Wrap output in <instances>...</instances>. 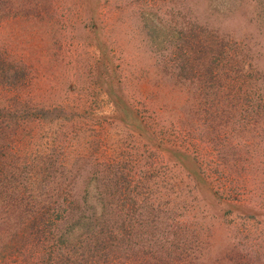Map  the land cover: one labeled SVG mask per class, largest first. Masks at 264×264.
Returning a JSON list of instances; mask_svg holds the SVG:
<instances>
[{"label": "rangeland", "instance_id": "374dc122", "mask_svg": "<svg viewBox=\"0 0 264 264\" xmlns=\"http://www.w3.org/2000/svg\"><path fill=\"white\" fill-rule=\"evenodd\" d=\"M63 256L264 264V0H0V264Z\"/></svg>", "mask_w": 264, "mask_h": 264}, {"label": "trees", "instance_id": "16d2710c", "mask_svg": "<svg viewBox=\"0 0 264 264\" xmlns=\"http://www.w3.org/2000/svg\"><path fill=\"white\" fill-rule=\"evenodd\" d=\"M41 219H42V217L40 218V220H41ZM47 220H48V217H47ZM43 225H44V223L42 224V226H43ZM63 257H64V256H63ZM42 260H43V259H42ZM64 261H65V263H67V264H68V263H71V264L73 263L72 260L68 259L67 257H64Z\"/></svg>", "mask_w": 264, "mask_h": 264}]
</instances>
